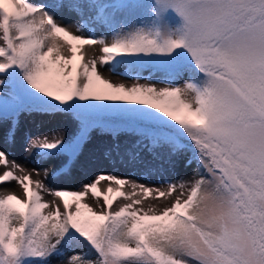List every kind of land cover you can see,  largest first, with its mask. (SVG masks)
<instances>
[{
    "label": "snow or ice",
    "instance_id": "1",
    "mask_svg": "<svg viewBox=\"0 0 264 264\" xmlns=\"http://www.w3.org/2000/svg\"><path fill=\"white\" fill-rule=\"evenodd\" d=\"M60 114L71 136L22 137L28 155L55 161L53 176L71 179L98 152L149 170L180 164L193 179L155 189H182L157 211L137 207L153 189L106 171L78 190L16 176L7 149L21 118ZM94 136L103 142L86 156ZM0 166V187L24 191L0 196V264H264V0H0ZM121 198L131 203L113 211Z\"/></svg>",
    "mask_w": 264,
    "mask_h": 264
},
{
    "label": "rangeland",
    "instance_id": "2",
    "mask_svg": "<svg viewBox=\"0 0 264 264\" xmlns=\"http://www.w3.org/2000/svg\"><path fill=\"white\" fill-rule=\"evenodd\" d=\"M58 20H60V23L67 27L69 31L73 32L74 34H80L77 30V27L72 23L71 18H63L57 17ZM99 34V33H98ZM99 45H94V51L96 48V51L88 56L95 55L98 57L100 54L99 52ZM89 46H86V51L88 50ZM65 54H67V47L65 46ZM88 53V52H87ZM99 66V61H98ZM101 75H103L105 78L110 79L113 83H124L125 85L131 86L133 83H136L137 81L134 79H131L125 75H118L113 74L108 71L106 67H100L99 68ZM121 71H123V68H121ZM149 81L140 80L139 83H148ZM152 82L156 83L157 87H164L165 84H161L153 80ZM179 83V81H178ZM21 133L20 136H18V139L15 144H11L7 151H8V158L9 160L15 161L17 164L21 166L23 171L20 169H13L14 174L16 176H23L25 174H28L31 176V179L33 181L40 180L46 185H48L50 188L55 189L58 187H67L72 189H79V185L81 182H88L90 179L94 178V175L97 171H106L111 172L115 171V175H121L123 177H127L131 181H136L139 184H144L148 187L149 183L156 182L160 185L159 189L163 191L164 186H169L168 183L165 181H172L169 178V173L172 171L173 168H165L164 170H161L159 168H155L152 170L147 169L146 167L141 166H134V165H126V164H120L118 162L113 161H105L103 158L100 157L99 153H95V163L94 165H89L87 169L81 167L77 171L73 173V176L71 179H64L60 176H53L51 174V169H53L55 165V161L51 162V166H47L45 164L46 161L41 162L35 155H28L25 151L24 147V141H23V134L24 133H43L47 135V138L49 141H52L51 139L55 138L52 134V130H57L59 133L66 134L68 136H71L73 130H74V122L66 115L60 114V115H51V116H26L21 118V125H20ZM103 141H100L95 136L93 137V142L85 149L86 156H91V154L95 150V145L102 143ZM83 159V157H82ZM115 167H114V165ZM178 165V164H177ZM180 166V169L185 175H190L191 179H193L192 174V168L186 167V166ZM4 167V166H2ZM5 168V167H4ZM118 170H114V169ZM45 169H49V175L51 177L46 178L45 176ZM5 170H7L5 168ZM119 170H126V174H120ZM112 173V172H111ZM85 174V175H84ZM122 177V178H123ZM8 184V189H12L14 185H18V193L16 196L19 198H22L21 194V188H23L19 183H17L15 180H10L9 182H6ZM103 183V181H102ZM108 182H104L105 188L107 187ZM99 186H101V182L99 183ZM115 187V185H113ZM12 187V188H11ZM2 187H0L1 189ZM13 190V189H12ZM123 191L130 192L132 191V188L130 185H125L123 188ZM139 192V189H137ZM12 192V191H11ZM13 193V192H12ZM42 198L46 201H48L51 204V201L49 198L52 196V194H49L47 192H41ZM135 199H142L141 195H136L134 197ZM184 197H182L183 199ZM97 204V200L93 199L91 193L89 192L88 196L84 199L83 202L92 205L96 210H100L95 205L92 204V202ZM102 203V201H100ZM124 203H131L130 200L121 198L117 200L113 206L112 210L115 211L117 208L124 204ZM165 203V206H170V204ZM156 206L157 211H159L161 208H159V205L153 204ZM143 206L146 208L144 203L142 202V205H137V207ZM50 208V207H49ZM45 209V211H50L51 209ZM62 210V208H61ZM77 251H81L80 249H77ZM53 264H56L55 258L53 259Z\"/></svg>",
    "mask_w": 264,
    "mask_h": 264
},
{
    "label": "bare ground",
    "instance_id": "3",
    "mask_svg": "<svg viewBox=\"0 0 264 264\" xmlns=\"http://www.w3.org/2000/svg\"><path fill=\"white\" fill-rule=\"evenodd\" d=\"M93 46H89L88 50L86 51V52H88L87 53L88 55H91L92 53H94L96 51V48H95V51H94ZM53 139H51V140H53ZM51 162H53V160L46 161L45 164H47V166H51ZM114 167H115V165H114ZM114 170H118V169L115 168ZM3 171H5V168L2 167V166H0V174H2ZM111 172H112V174L115 175V171H111ZM111 172H109V173H111ZM119 172H120V174H124V173L126 174V170L125 171L119 170ZM116 176L123 177V176L117 175V174H116ZM168 176H169L170 180H172L173 182L178 181V180H184V181H191L192 180L191 177H190V175H185L182 172V170L180 169L179 164L175 168L172 169V171L169 173ZM48 177H51V175L48 176ZM100 182H101V186H99V188L101 190H104L105 189L104 182H108V181L104 180L103 183H102V181H100ZM7 186H8V184L5 183L4 186L0 189V196L6 195V194L12 193V192L15 195L18 193V189H19L18 185H14L13 188L11 187L13 190L12 189H8ZM148 187L151 188V189H153V192L151 193V195L148 198H145L142 201L144 203V205L146 206V208L148 207L149 204H152L153 205V204H156V203L159 205V208H162V207L165 206V203L166 202H168L167 204H170L171 201L175 199V196L176 195H179L180 192L182 191V189L177 186L176 189H175V192L173 193V195L171 197H167L166 196V197L161 198V199H156L155 189H159L160 185L158 183H156V182H153V183H149ZM168 187H169L168 185L167 186H164V188H163L164 190L163 191L167 192ZM183 191L185 192V195H186L187 185L183 189ZM21 194H22V198H20V199H24V191H23V188H21ZM49 200L51 202L55 201V203L60 204L61 208L63 209V205H62L60 199L58 197H56L54 194H52V196L49 198ZM92 204L95 205V206H97V204L94 203V201L92 202ZM49 209H51V207Z\"/></svg>",
    "mask_w": 264,
    "mask_h": 264
},
{
    "label": "trees",
    "instance_id": "4",
    "mask_svg": "<svg viewBox=\"0 0 264 264\" xmlns=\"http://www.w3.org/2000/svg\"><path fill=\"white\" fill-rule=\"evenodd\" d=\"M80 250H81V252L84 251L83 249H80Z\"/></svg>",
    "mask_w": 264,
    "mask_h": 264
}]
</instances>
